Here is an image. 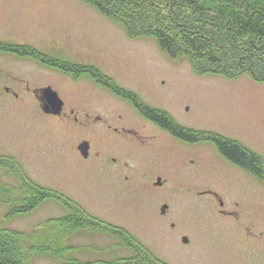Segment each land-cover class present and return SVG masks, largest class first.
Masks as SVG:
<instances>
[{
    "label": "rangeland",
    "instance_id": "374dc122",
    "mask_svg": "<svg viewBox=\"0 0 264 264\" xmlns=\"http://www.w3.org/2000/svg\"><path fill=\"white\" fill-rule=\"evenodd\" d=\"M0 41L96 66L149 104L169 110L181 124L239 139L264 157V82L249 72L236 78L198 75L188 58H170L152 36L130 38L120 23L84 0H0ZM11 54L0 52V155L17 158L37 183L128 230L170 264H264L263 181L222 163L213 144L160 139L156 125L145 126L121 99L59 77L35 59ZM48 84L65 100L61 116H47L41 109L43 100L35 91ZM103 103L124 110L131 127L149 141L120 154L121 165L127 161L130 171L113 178L101 174L94 158L84 160L76 148L88 138L95 142L93 152L99 150L97 133L91 131L98 126L85 124L104 113L99 112ZM192 158L197 162L190 165ZM158 175L162 185L154 184ZM4 180L18 183L12 176ZM216 198L225 200L224 206L210 202ZM164 204L169 205L166 215ZM7 211L0 204V216ZM66 214V207L48 200L8 226L31 230ZM183 236L190 242H183ZM71 241L84 247L78 254L85 260L135 255L108 233L85 231ZM53 261L40 258L39 264Z\"/></svg>",
    "mask_w": 264,
    "mask_h": 264
},
{
    "label": "trees",
    "instance_id": "16d2710c",
    "mask_svg": "<svg viewBox=\"0 0 264 264\" xmlns=\"http://www.w3.org/2000/svg\"><path fill=\"white\" fill-rule=\"evenodd\" d=\"M84 1L120 23L130 38L152 36L170 58H188L198 75L236 78L249 72L264 82V0ZM0 51L34 58L76 78H97L176 137L215 143L232 163L264 182L263 155L219 133L180 125L168 111L147 105L96 66L53 59L32 45L0 41ZM9 176L18 183L5 181ZM48 200L62 204L68 214L42 221L31 230L8 226L9 221L35 211ZM0 204L8 206L6 214L0 216V264H39L40 258L54 260L51 264H170L128 230L97 217L61 191L37 183L13 156L0 155ZM85 231L111 234L122 246L132 248L135 255L112 261L82 259L78 253L84 247L71 239Z\"/></svg>",
    "mask_w": 264,
    "mask_h": 264
},
{
    "label": "flooded vegetation",
    "instance_id": "af4514ba",
    "mask_svg": "<svg viewBox=\"0 0 264 264\" xmlns=\"http://www.w3.org/2000/svg\"><path fill=\"white\" fill-rule=\"evenodd\" d=\"M17 45H20V44H17ZM0 52L2 53V51H0ZM4 53H7V52H4ZM14 55L15 54H13V56ZM16 56H18V55H15V57ZM50 57L53 59H57V58H54L52 56H50ZM29 58H31V57H29ZM32 59H34V58H32ZM35 61H36V59H35ZM36 62L39 63V65L41 64V66H45V67L52 68V69L56 70L57 74H59V77H64L66 79L72 78L77 82L92 84L93 86H96V88H98L100 92L106 93L107 95H110L112 97L114 96L117 99H121L123 101V104L126 105L125 110H128L130 112L135 113L138 116L139 120H141L145 126H148L149 128H151L150 125H153V124H154V126L156 125L155 131H157L158 133L155 136L159 137L160 139H161V135H162L163 137H169L170 139H176V140H179L181 142H184V143L190 144V145L199 143V142L184 141V140L176 137L169 130L163 128L161 125H159L158 123H156L155 121H153L149 117H147L143 112L140 111V109L131 100H129V99L119 95L118 93L114 92L110 87H107L106 85L99 83L97 78H94L92 76H81L79 78H76L73 75L68 74L63 70H60V69L55 68V67H51V66H49V65H47L41 61L37 60ZM75 64H78V63H75ZM79 65H81V64H79ZM104 74L107 75L106 73H104ZM117 84L121 88H124L118 82H117ZM50 86L53 87L52 85L48 84V85L40 87L38 90L35 91V92H37L38 98H41L39 100L40 101L43 100V102H41V104H42L41 109L43 110L44 114L47 116H52V117L61 116L64 113L65 104H64L63 111L61 112V114H54L52 112H47L44 110V107H45L44 99L45 98H44L43 90L47 87H50ZM53 89H55V88L53 87ZM124 89H126V88H124ZM127 90H129V89H127ZM5 91L9 93L11 91L10 87H5ZM133 92L135 94H137L141 98V100L144 103H146L147 105H149L153 108H156V109L166 110L172 115L173 118H175V116L169 110L151 105L148 102H146L138 93H136L135 91H133ZM64 103H65V100H64ZM100 105H101V109L99 110V112H104V113L103 114L98 113L95 115V117L97 118L96 122H94L95 121L94 120L93 121L94 123L93 122H89V123L87 122L88 124H85L86 126H93V127L98 126L96 130L93 128V129H91V131L93 133H97L96 137H97V141H99V150L96 153L93 152L95 142L92 139H88V138H85V139L78 141L76 144V148H77L79 154L82 155L84 160L88 161V160L94 158L93 161L96 162V164H97L96 167L99 169L100 173L103 172L104 175H108V176L113 178L114 175H115L114 177H116L118 175L125 174V172L128 173L130 171L128 162L125 161L124 164L121 165V162L119 159L121 157L123 158V156H121V155H127L129 153V151L131 150V147H134V146H135V148H137V147L141 148L142 146L146 147L147 144H145V143L147 141L146 140L147 134L145 135L144 133H142V131L140 129L131 127L130 118L128 117L127 113L124 110L118 111V109H115L114 107L107 105L106 103H103ZM105 114H107V115H105ZM177 122L180 125L187 127V126L181 124L178 120H177ZM187 128H189V127H187ZM190 129L191 130H199V129H194V128H190ZM227 138L238 141L241 144L248 147L245 143H243L239 139L230 138V137H227ZM148 142L149 141H147V143ZM205 142H209V143L213 144L217 150V153L219 156L218 158L220 159V161L224 164H228L232 169H234L235 172H236V170H238V171L243 172V173L247 174L248 176L252 177V179H255L257 181H262V180H259L257 177L253 176L246 169L232 163L226 156H224L221 153V151L219 150V148L217 147V145L215 143H213L211 141H205ZM158 145H159V143H158ZM85 146L88 147V149L86 151H84ZM135 148H133V149H135ZM248 148L251 149L250 147H248ZM251 150H253V149H251ZM253 151H255V150H253ZM255 152H257V151H255ZM197 160H198V158H197ZM196 162L197 161H195V159L192 158L190 160L189 164L193 165ZM118 163H120V165H121L120 167H116V164H118ZM158 177L162 178V176H159V175L157 176V178ZM126 178H127V180H129L130 175L127 174ZM154 184H155V182H154ZM55 190H58V189H55ZM207 192L210 195H216L217 196V194L214 193V190H208V191H206V193ZM62 193H64V192H62ZM210 202H220V205H222V204H224L225 200H223L222 198H216L214 200H210ZM220 211H221V213L225 214L223 209H221ZM162 214L166 215V213H162ZM227 214L232 215V212H228ZM173 226H174V224H173ZM183 237H185V236H183ZM189 242H190V240L187 243H189Z\"/></svg>",
    "mask_w": 264,
    "mask_h": 264
},
{
    "label": "water",
    "instance_id": "95a60500",
    "mask_svg": "<svg viewBox=\"0 0 264 264\" xmlns=\"http://www.w3.org/2000/svg\"><path fill=\"white\" fill-rule=\"evenodd\" d=\"M44 93V102L45 107L44 110L47 112H52L54 114H60L63 111L64 107V100L60 97L59 93L54 90L51 86L47 87L43 90ZM88 149L87 146L84 147V151ZM163 180L161 177H158L157 181L155 182V185H162ZM223 205V204H222ZM169 205L164 204L161 208L162 213H166ZM183 241L187 243L189 241V238L187 236L183 237Z\"/></svg>",
    "mask_w": 264,
    "mask_h": 264
}]
</instances>
